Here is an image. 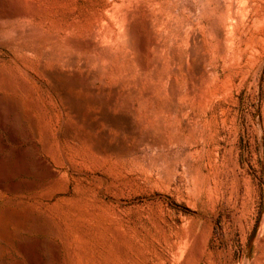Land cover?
<instances>
[{"label":"rangeland","instance_id":"rangeland-1","mask_svg":"<svg viewBox=\"0 0 264 264\" xmlns=\"http://www.w3.org/2000/svg\"><path fill=\"white\" fill-rule=\"evenodd\" d=\"M0 264H264V0H0Z\"/></svg>","mask_w":264,"mask_h":264}]
</instances>
